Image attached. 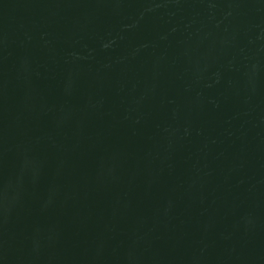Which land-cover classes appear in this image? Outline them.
Wrapping results in <instances>:
<instances>
[{"label":"water","instance_id":"95a60500","mask_svg":"<svg viewBox=\"0 0 264 264\" xmlns=\"http://www.w3.org/2000/svg\"><path fill=\"white\" fill-rule=\"evenodd\" d=\"M0 264H264V0H0Z\"/></svg>","mask_w":264,"mask_h":264}]
</instances>
